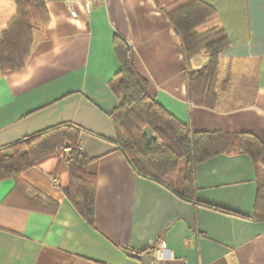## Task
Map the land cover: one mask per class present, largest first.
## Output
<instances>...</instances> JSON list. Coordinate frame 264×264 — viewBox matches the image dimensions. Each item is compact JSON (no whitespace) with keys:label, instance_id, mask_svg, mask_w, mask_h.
Masks as SVG:
<instances>
[{"label":"crops","instance_id":"crops-1","mask_svg":"<svg viewBox=\"0 0 264 264\" xmlns=\"http://www.w3.org/2000/svg\"><path fill=\"white\" fill-rule=\"evenodd\" d=\"M199 1L214 11L201 29L220 28L229 40L218 82L227 74L230 81L225 91L218 84L211 108L189 99L185 78L207 56L185 66L154 0H105L89 10L80 1L0 0V32L19 2L41 4L46 15L24 66L0 74V148L71 124L84 131L83 154L98 158L93 227L51 183L54 177L62 184L64 175L55 159L0 181V264H142L159 249L165 264H264V220L254 217L259 188L264 215V158L254 164L233 153L194 168L196 200L228 214L138 176L110 143L118 36L130 46L149 97L179 122L197 132L251 134L264 146V0Z\"/></svg>","mask_w":264,"mask_h":264},{"label":"trees","instance_id":"trees-1","mask_svg":"<svg viewBox=\"0 0 264 264\" xmlns=\"http://www.w3.org/2000/svg\"><path fill=\"white\" fill-rule=\"evenodd\" d=\"M154 1L180 43L185 66L192 58L207 56L201 69L186 72V87L189 99L213 107L218 84L225 91L230 81L227 74L223 82H218L219 58L229 46L226 34L220 28L201 29L213 15V9L199 0ZM45 22L41 4L18 3L15 16L0 32V74L24 66L34 42L33 33ZM113 48L120 66L110 86L118 101L110 114L115 131V139L110 141L113 151L119 152L138 176L161 185L183 201L230 214L196 200L194 168L209 159L233 153L247 155L256 164L264 158V146L251 134L197 132L182 124L149 97L147 81L136 71L130 46L115 36ZM146 130L154 134L152 140ZM81 132L84 131L77 126L60 124L1 147L0 181L16 179L28 169L55 159L63 166L60 190L81 218L93 227L96 190L93 166L98 158L83 154L79 144ZM57 146L72 149L61 156ZM262 203L259 188L254 214L257 220H264V215H259Z\"/></svg>","mask_w":264,"mask_h":264},{"label":"built area","instance_id":"built-area-1","mask_svg":"<svg viewBox=\"0 0 264 264\" xmlns=\"http://www.w3.org/2000/svg\"><path fill=\"white\" fill-rule=\"evenodd\" d=\"M74 1H80L83 3L84 5V8L86 10H89L90 7H91V4L92 3H95V2H100V1H105V0H68V2H74ZM71 16L72 17H75V12L74 11H71ZM72 149L71 146H57L56 147V151L62 156L63 154H66L68 153L70 150ZM51 183H53V185L56 187V188H59V184H58V181L57 179L55 178H51ZM142 264H165V258H164V249H159L157 250V252L155 253V258L150 261V262H145V263H142Z\"/></svg>","mask_w":264,"mask_h":264},{"label":"rangeland","instance_id":"rangeland-1","mask_svg":"<svg viewBox=\"0 0 264 264\" xmlns=\"http://www.w3.org/2000/svg\"><path fill=\"white\" fill-rule=\"evenodd\" d=\"M204 58H206V57H204ZM202 59H203V57L200 58V60H202ZM233 85H234V87H233L232 89L236 90L237 87L240 86V82H238V80H236L235 83H234ZM240 88H241V87H240ZM232 94H233V91L231 92V95H232ZM145 133H146L148 139L152 140V139L154 138V134L151 133L149 130H146ZM156 142H157V144H159L158 141H156ZM44 171H45V170H44ZM52 178H54V177H52ZM52 187H53V186H52Z\"/></svg>","mask_w":264,"mask_h":264}]
</instances>
